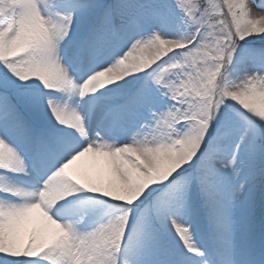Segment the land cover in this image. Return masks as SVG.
Returning a JSON list of instances; mask_svg holds the SVG:
<instances>
[{
	"label": "snow or ice",
	"instance_id": "6c2138e0",
	"mask_svg": "<svg viewBox=\"0 0 264 264\" xmlns=\"http://www.w3.org/2000/svg\"><path fill=\"white\" fill-rule=\"evenodd\" d=\"M0 264H264V0H0Z\"/></svg>",
	"mask_w": 264,
	"mask_h": 264
}]
</instances>
